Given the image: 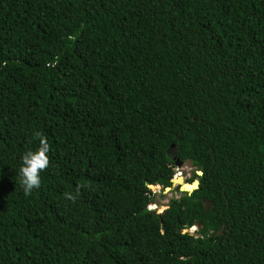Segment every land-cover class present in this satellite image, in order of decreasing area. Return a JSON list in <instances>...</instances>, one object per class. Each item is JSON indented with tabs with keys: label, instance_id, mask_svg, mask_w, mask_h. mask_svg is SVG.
Returning <instances> with one entry per match:
<instances>
[{
	"label": "trees",
	"instance_id": "1",
	"mask_svg": "<svg viewBox=\"0 0 264 264\" xmlns=\"http://www.w3.org/2000/svg\"><path fill=\"white\" fill-rule=\"evenodd\" d=\"M0 264H264V0H0Z\"/></svg>",
	"mask_w": 264,
	"mask_h": 264
},
{
	"label": "clouds",
	"instance_id": "2",
	"mask_svg": "<svg viewBox=\"0 0 264 264\" xmlns=\"http://www.w3.org/2000/svg\"><path fill=\"white\" fill-rule=\"evenodd\" d=\"M47 151L48 144L44 139H41L40 146L36 151L29 149L22 154L18 176L20 186L22 187L25 194L30 193L34 188L40 185V173L48 166L49 163L48 156L46 154ZM177 174L181 173L174 172L173 176ZM184 179L186 180L185 177ZM67 195H69V198H71L70 194Z\"/></svg>",
	"mask_w": 264,
	"mask_h": 264
},
{
	"label": "rangeland",
	"instance_id": "3",
	"mask_svg": "<svg viewBox=\"0 0 264 264\" xmlns=\"http://www.w3.org/2000/svg\"><path fill=\"white\" fill-rule=\"evenodd\" d=\"M192 169L193 166L188 163H184L176 167L174 170L176 173H181L183 177L188 178L191 175ZM156 187H158V191H154L155 187H153V192L155 193L153 201L147 205L149 209H154L155 212H161L166 207L171 197H178L181 193L180 191L175 189L170 191H161V186ZM195 229H197V225L190 227L188 231L192 233Z\"/></svg>",
	"mask_w": 264,
	"mask_h": 264
},
{
	"label": "water",
	"instance_id": "4",
	"mask_svg": "<svg viewBox=\"0 0 264 264\" xmlns=\"http://www.w3.org/2000/svg\"><path fill=\"white\" fill-rule=\"evenodd\" d=\"M181 164H182L181 161H179L178 159H175L174 169L176 167L180 166ZM196 173L198 175H200L201 171L197 170ZM170 182H171V185L164 187V188L161 187V191H170V190L175 189V190H178L181 192L191 193L193 190L198 188V185H199V181L197 178L187 182L181 174H177V175H174L173 177H171ZM148 186L153 190V187H156L159 185L155 186L152 184H148ZM203 201L205 202V208H207L211 203L209 200H206V199H203ZM211 208H212V206H211Z\"/></svg>",
	"mask_w": 264,
	"mask_h": 264
},
{
	"label": "bare ground",
	"instance_id": "5",
	"mask_svg": "<svg viewBox=\"0 0 264 264\" xmlns=\"http://www.w3.org/2000/svg\"><path fill=\"white\" fill-rule=\"evenodd\" d=\"M155 186H156V185H155ZM154 191H158V187H155V188H154Z\"/></svg>",
	"mask_w": 264,
	"mask_h": 264
}]
</instances>
